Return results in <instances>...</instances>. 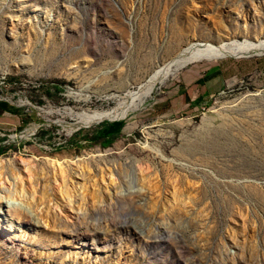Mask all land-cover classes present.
Wrapping results in <instances>:
<instances>
[{
  "label": "rangeland",
  "instance_id": "374dc122",
  "mask_svg": "<svg viewBox=\"0 0 264 264\" xmlns=\"http://www.w3.org/2000/svg\"><path fill=\"white\" fill-rule=\"evenodd\" d=\"M234 40H264V0H0V264H264V54L131 98Z\"/></svg>",
  "mask_w": 264,
  "mask_h": 264
},
{
  "label": "bare ground",
  "instance_id": "6f19581e",
  "mask_svg": "<svg viewBox=\"0 0 264 264\" xmlns=\"http://www.w3.org/2000/svg\"><path fill=\"white\" fill-rule=\"evenodd\" d=\"M260 54L261 55L264 54V40H260L257 42H251L248 40L239 42L234 40L230 42L221 43L219 45H213L210 43L189 44L186 48L182 49L177 59L167 63L163 67L157 68V70L148 80L146 89L144 91H139L135 94L132 93V97H131L132 101L138 103L141 102L146 96H148V94L152 90L151 88L153 84L156 81H162L167 76H170L174 71L186 66V64L188 63H192L198 60H212L217 58H225L227 56H234V57L240 56L241 58V56H254ZM85 115L78 114V117L80 119H85L86 123L88 121L96 122L102 119L111 118V115L106 113H99V114L93 113L92 116H85ZM4 207L7 210L11 209L12 207H19L25 212H27L28 210V208L25 207L24 203L18 198L7 199Z\"/></svg>",
  "mask_w": 264,
  "mask_h": 264
},
{
  "label": "crops",
  "instance_id": "0c3cea01",
  "mask_svg": "<svg viewBox=\"0 0 264 264\" xmlns=\"http://www.w3.org/2000/svg\"><path fill=\"white\" fill-rule=\"evenodd\" d=\"M231 65L232 63L220 61L209 67H197L195 72L190 71L184 73L180 79V84L177 85L178 95L181 96V98H188L184 106L191 107L192 105L196 106L203 104L211 100L215 95L220 94L221 90L226 87L229 81L226 70L229 69ZM1 115L2 114H0V116Z\"/></svg>",
  "mask_w": 264,
  "mask_h": 264
},
{
  "label": "trees",
  "instance_id": "16d2710c",
  "mask_svg": "<svg viewBox=\"0 0 264 264\" xmlns=\"http://www.w3.org/2000/svg\"><path fill=\"white\" fill-rule=\"evenodd\" d=\"M101 136H105L103 134H100V135H97L96 137H94V139L98 138V137H101ZM108 143V142H107Z\"/></svg>",
  "mask_w": 264,
  "mask_h": 264
}]
</instances>
